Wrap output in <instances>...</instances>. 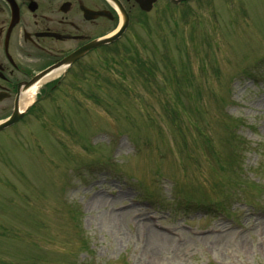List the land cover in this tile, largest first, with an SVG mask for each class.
<instances>
[{"label": "rangeland", "instance_id": "obj_1", "mask_svg": "<svg viewBox=\"0 0 264 264\" xmlns=\"http://www.w3.org/2000/svg\"><path fill=\"white\" fill-rule=\"evenodd\" d=\"M181 11L0 130V264H264V0Z\"/></svg>", "mask_w": 264, "mask_h": 264}, {"label": "flooded vegetation", "instance_id": "obj_2", "mask_svg": "<svg viewBox=\"0 0 264 264\" xmlns=\"http://www.w3.org/2000/svg\"><path fill=\"white\" fill-rule=\"evenodd\" d=\"M198 1L0 0V114L9 112L20 85L26 86L40 70L91 40L121 25L125 29L117 41L133 37L135 29L156 11L186 9ZM107 46L86 50L64 68L63 77L91 61L92 55L98 53L101 58ZM57 81L41 86L58 87Z\"/></svg>", "mask_w": 264, "mask_h": 264}, {"label": "bare ground", "instance_id": "obj_3", "mask_svg": "<svg viewBox=\"0 0 264 264\" xmlns=\"http://www.w3.org/2000/svg\"><path fill=\"white\" fill-rule=\"evenodd\" d=\"M35 92V88H31L27 91H25L23 93V97H22V102H21V107H23L29 100H31L33 98ZM102 198V197H100ZM100 198H96V201H98V199ZM130 210V209H129ZM128 213V211H120V213L118 212H114L115 217L116 216H126ZM142 226L144 229L147 230V241L148 243H150L151 245L155 246V247H160L163 246V244H165L164 242H173V238L169 235L171 234L170 231H157L155 229L150 228V225H148V222L146 220L142 221ZM222 237L227 235V234H221ZM206 236H202V237H207Z\"/></svg>", "mask_w": 264, "mask_h": 264}, {"label": "water", "instance_id": "obj_4", "mask_svg": "<svg viewBox=\"0 0 264 264\" xmlns=\"http://www.w3.org/2000/svg\"><path fill=\"white\" fill-rule=\"evenodd\" d=\"M109 39H110V38H107V39L105 38L104 40H101V41H107V40H109ZM101 41H98L97 43H99V42H101ZM88 46H90V44H89ZM88 46H87V47H88ZM78 52H79V51H78ZM18 116H20V113H18V111L15 110L11 116H9L8 118H6V119L0 121V129L3 128V127H5V126H7V125H9V124H11L14 120L17 119Z\"/></svg>", "mask_w": 264, "mask_h": 264}]
</instances>
